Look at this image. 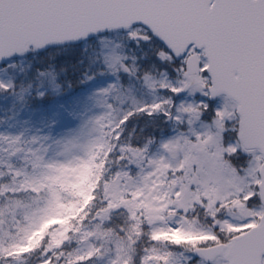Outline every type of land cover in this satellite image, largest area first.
Instances as JSON below:
<instances>
[{"label":"snow or ice","instance_id":"1","mask_svg":"<svg viewBox=\"0 0 264 264\" xmlns=\"http://www.w3.org/2000/svg\"><path fill=\"white\" fill-rule=\"evenodd\" d=\"M0 264H264V0H0Z\"/></svg>","mask_w":264,"mask_h":264}]
</instances>
